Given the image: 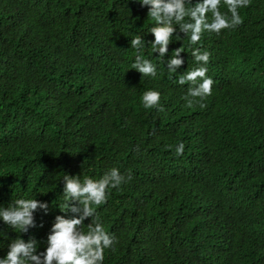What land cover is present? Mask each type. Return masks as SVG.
I'll use <instances>...</instances> for the list:
<instances>
[{"label": "trees", "instance_id": "1", "mask_svg": "<svg viewBox=\"0 0 264 264\" xmlns=\"http://www.w3.org/2000/svg\"><path fill=\"white\" fill-rule=\"evenodd\" d=\"M238 12L240 25L197 44L173 38L177 73L148 45L157 76L141 78L129 39L154 22L134 0H0V203L56 207L63 172L116 167L131 180L96 210L115 236L104 264H264V0ZM196 47L210 54L204 98L176 82L201 66ZM150 88L162 111L143 107Z\"/></svg>", "mask_w": 264, "mask_h": 264}, {"label": "clouds", "instance_id": "2", "mask_svg": "<svg viewBox=\"0 0 264 264\" xmlns=\"http://www.w3.org/2000/svg\"><path fill=\"white\" fill-rule=\"evenodd\" d=\"M134 2L141 8H147V16L154 23L144 36L131 35L129 47L136 51L131 69L140 73L141 78H155L157 64L146 58L144 53L148 45L151 49L148 55L161 62L166 58L167 71L177 73L184 59L181 46L169 52L173 38L187 36L190 44H197L205 32L219 35L222 30L234 29L242 23L238 9L247 7L249 0ZM221 4L226 7V12L221 11ZM147 34L154 39L146 40ZM192 55L201 66L181 75L176 82L189 85L187 96L204 98L212 93L213 80L206 76L207 69L203 66L210 54L196 47ZM160 100L161 92L151 88L141 96L145 109L158 108L162 111ZM187 103L191 106L192 100L187 99ZM183 149V143L178 144L176 154H181ZM63 173L59 181L62 184L59 192L62 200L56 207L52 206V201L38 199V195L0 203V264H104L105 251L114 250L115 236L105 230L96 210L107 203L111 189H119L131 180V176L126 178L116 167L98 179L90 176L81 179L79 174ZM57 209L59 214L53 216L45 235L37 238L33 230L44 229L43 218Z\"/></svg>", "mask_w": 264, "mask_h": 264}]
</instances>
